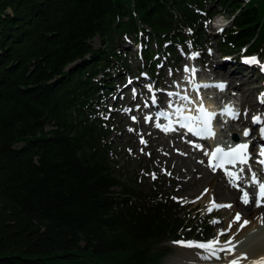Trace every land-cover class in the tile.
Returning a JSON list of instances; mask_svg holds the SVG:
<instances>
[{
    "label": "trees",
    "instance_id": "trees-1",
    "mask_svg": "<svg viewBox=\"0 0 264 264\" xmlns=\"http://www.w3.org/2000/svg\"><path fill=\"white\" fill-rule=\"evenodd\" d=\"M221 10L217 51L264 58V0H0V264H160L167 242L209 239L208 217L118 170L100 109L131 67L116 40L154 74L158 53H205Z\"/></svg>",
    "mask_w": 264,
    "mask_h": 264
},
{
    "label": "rangeland",
    "instance_id": "rangeland-1",
    "mask_svg": "<svg viewBox=\"0 0 264 264\" xmlns=\"http://www.w3.org/2000/svg\"><path fill=\"white\" fill-rule=\"evenodd\" d=\"M231 18L230 13L221 10L216 13L211 20L206 22L205 29L207 35L203 40L202 47V51H205V53H197L191 48L190 44L186 46L187 50L178 46L177 52L173 55L166 53L163 56L158 53V59L154 63V74H151L150 69L145 65L143 59L137 56V54L139 55V43H134L132 38L119 39L116 40L115 43V47L121 49L120 51L123 53V57L127 59L131 67L130 71H111L112 75H115L113 77L114 84L110 93L103 98L101 97L102 107L100 111L112 122V125H110L112 129L109 140L113 147V158L119 162L117 166L118 170L123 172L127 177L136 176V180L145 187L152 183L161 185L165 189V192L171 193L175 200L180 201L181 204L184 205L185 211L188 213L189 217L195 218L199 216L201 219L208 217L209 224L213 227L212 234L206 241H199L197 237L192 236L190 240L186 241L167 242L171 250L169 255L166 256L160 264H189V262H192L188 256L199 255L204 250L198 247H185L182 246V244L191 242L193 245H196L213 241L217 233L226 225V218H233L232 213L234 210L225 207L213 208L212 211H209L208 209L211 207L212 202L218 205H230L232 200H229L228 197L223 195L218 185H212L214 189L211 190L206 197L199 199L201 193H205L207 189L206 183H203L204 176L198 178L199 176L197 174L187 170L185 162H182L180 159H174V161L172 157L169 158L167 155L168 152L170 153V150H167L168 152L163 150L162 154H160L157 151V146L154 145V149L157 151V154H154L151 145L145 146L149 141L140 133V125L156 131L157 133H159V131L149 122L151 109H145L143 102L149 105L150 101L146 98L160 100L164 94L161 88L169 89L170 87L172 88L178 85V88L174 91H182L184 88L191 90L190 86L193 88V85L196 83L201 84V82L206 81L216 82L218 79L225 84L227 80H230L228 78L229 72H233L232 74L235 75V77L232 80V84L235 87L230 89L231 83L227 84V88L232 91V96H223L213 87L202 90L198 89V95H195L193 90H191L190 94L185 95L192 99V101L188 102L189 106H191L198 97L206 99L207 102H212V105L225 102L228 106H231L230 108L239 115L236 119H230L226 124L219 120L215 121L217 127L215 139L220 144L226 143L230 140V134H232L236 136L238 141H242L240 129L244 127L245 123H248L251 118L250 114L252 113L251 115H253V117L257 115L261 117V119L264 117V102H262L264 101V96L261 95L264 94V70H262L261 67L264 66V58L261 59V64H252L253 66L249 67V65L237 61L236 55H221L217 51L215 40L220 38L221 29L231 25ZM184 31L186 33V29ZM91 43L96 48L104 44L99 37H94ZM149 46L153 50L156 49V45L153 42H151ZM252 57H254V55ZM220 60L224 61L226 64L224 69L216 67V63ZM212 68H214L215 71H213ZM138 79H140V82L137 81ZM130 81L132 82L131 85H129ZM181 91L179 92L181 93ZM221 95L223 96V100ZM164 107L165 106L161 105L160 109ZM133 117H135V119H133ZM227 117L228 115L225 114V118ZM240 119L246 122L240 126L238 130L231 129L230 124L233 123L238 126L236 122ZM156 132V139H159L157 136L168 137L167 140L170 142L168 146H171L173 142L171 141V137L173 136L170 137L168 133L156 135ZM177 133L172 135H179L187 144L188 148L180 150L179 153L181 155H176L175 157L178 156L182 159H190L195 164L202 167L206 172L209 171L210 167L209 169L206 167L204 158L208 152L209 146L212 144V139L198 141L187 136H182L179 132ZM144 134L146 135V133ZM141 140L145 141V143H141ZM197 145L199 147H197ZM194 149H197L200 154L193 153V151H196ZM251 149H254L253 153H255L253 144L249 152ZM254 158L257 157L255 156ZM254 158L249 162L248 166L233 169L241 179L240 182L236 183L238 185L236 188H240L241 190L240 196L235 197L233 200L241 201L243 192L249 194L248 188L251 189L252 193H256L258 184L252 183L253 173L256 174L258 183H264V170L259 171L255 169L256 167L259 169V165ZM189 169L192 170L193 167L190 166ZM225 178L230 181L229 176H225ZM255 198H257V194H255ZM260 203L264 204V199H261ZM263 232L264 220L259 223L258 229L250 233L251 236L240 238L237 243L241 247L245 244L250 245L259 240L258 234Z\"/></svg>",
    "mask_w": 264,
    "mask_h": 264
},
{
    "label": "bare ground",
    "instance_id": "bare-ground-1",
    "mask_svg": "<svg viewBox=\"0 0 264 264\" xmlns=\"http://www.w3.org/2000/svg\"><path fill=\"white\" fill-rule=\"evenodd\" d=\"M216 67H219L220 69H224L226 67V64L224 63V61L220 60L216 63ZM212 70L215 71L214 68H212ZM232 73L233 72H229L228 78L230 80L229 81L227 80L225 82V84L222 83V81L221 82L218 81L215 84H214V82L210 83V84L205 83V82H201V84L199 86V90H202L205 87V85H208L209 88L213 87L215 90L217 89L219 91V93H221L223 96H225V95H228V97L232 96V91L230 89L235 87L232 84L233 83L232 80L235 77V75H233ZM206 74H207V72H206ZM137 81L140 82V79H138ZM230 83H231L230 89H228L227 84H230ZM131 84H132V82L130 81L129 85H131ZM217 84H224L225 85L224 89L220 90L217 87L215 88L213 86V85H217ZM171 86H173V85H171ZM191 87L192 86H190V89L194 91L195 90L194 85H193V88H191ZM174 88H178V85H176L175 87H172V88L170 87L169 89H174ZM161 90L164 91V88H161ZM191 90H187L184 88L182 91L181 90H179V91H181L182 94H190ZM222 95H221V98L223 100ZM166 97L167 96L164 93L162 98H160V100H155V99H150V100H152L157 105V109H160L161 105L162 106L166 105L163 102L166 99ZM221 98H219V99H221ZM178 99H179V101L174 100L173 102L168 104V105L171 104L173 106H176L178 103L180 104V105H177L176 109L174 110V112H173L174 116L172 118L174 120H180L181 118H186V117H196V114H195L196 112L194 110L188 108V107H192L194 105L196 106V101H194V103H192V105L189 106L188 102L185 101L184 99H182V97L180 95H179ZM131 100H133V99H131ZM211 103L208 102L209 106H212L213 108H215V106H213ZM143 105L145 107L146 103H144ZM148 107L151 110L154 109L151 106V102H149ZM169 108H171V107L169 106ZM214 111H216V110H214ZM216 112H218V110ZM161 114H162V116L166 115V113L163 111H161ZM251 114H250V116H253ZM245 122L243 119H240L238 122H236V124H238V126H236L235 124L232 123V124H230V128L233 130L234 129L238 130L239 127L242 126ZM224 124H226V123H224ZM224 124H223V126H224ZM246 127H248V128L250 127V129L252 131L257 130L259 127L264 128V117H263V119H260V122L258 125H253V123L249 120L248 125L243 127L240 130V133ZM154 128L156 130H158L159 133H157L156 131H153L151 129L142 127L140 125V130H141L140 133L149 141V143H146L145 146L151 145V148L154 150V154H157V151H158V153L162 154L163 150H165L166 152H168L167 150H170V153L168 152V155H167L169 158L172 157L173 160L174 159L175 160L180 159L182 162H185L187 170H190L191 173L197 174L199 176L198 178H202L204 176L203 183H206V187H207L208 192L205 191V193H201V195L199 196V199L206 197L208 195V193L214 189L213 186L218 185V186H220L221 192L223 193V195L228 197L229 200H232V202L230 203V205H232V207H230L229 209L234 210L232 213L233 218H231V219H229L228 217L226 218V225L223 226V229L217 233L215 239L213 240V241L218 242L214 245L215 254H213V252H211V251L203 249L204 251L202 253H200L199 255L188 256V258L192 261V262H189V264H230V262L233 259H237L238 264H253V261H257V260H260L261 258H264V232L259 233L258 234L259 240H257L254 243H251L250 245L245 244V245H243V247H241L237 243V241L240 238L251 236L250 233H253L254 230L258 229L259 223L264 220V204L260 203V206H257L256 198H255L256 193H252L251 189L248 188V191H249V203L248 204H244L238 200H233L235 197L240 196L239 195L241 192L240 188L233 187L232 184L230 183V181H228L225 178V176H223L221 173H219L215 169L210 168V170L206 172L202 167L195 164L192 160L182 159V158L178 157L179 155H181L179 153L180 150H184V149L188 148L187 144L179 137V135L176 136V135L168 134L170 137L173 136V137H171L172 138L171 141H173V142H172L171 146H168L170 144L169 140H167L168 137L165 138V136H157L159 139H156L155 138V132H156V135L157 134L163 135L164 133L162 132V130H160L156 127H154ZM144 133H146V135ZM215 142L216 141L213 140L212 144H214ZM154 145L157 146V148H158L157 151L154 149ZM194 150H196V151H193V153L200 154L197 149H194ZM253 150L254 149H251L252 152H253ZM176 155H178V156L175 157ZM256 163H257V161H256ZM205 164H206V161H205ZM175 165H173V166H175ZM179 165H181V164H179ZM258 165H259L258 166L259 169H257V167H256L255 168L256 170H259V171L264 170V167H262L260 163H258ZM190 166L193 167L192 170L189 169ZM206 167H208V169H209V166L207 164H206ZM234 173H237V172H234ZM240 181H241V179L238 182H240ZM237 214H239L241 217V219L239 221L235 220V217L237 216ZM243 221H248V223L246 225H243V227H241V225L243 224ZM225 234H226V236H225ZM223 235L225 238L223 237ZM229 241H231V243H228Z\"/></svg>",
    "mask_w": 264,
    "mask_h": 264
},
{
    "label": "snow or ice",
    "instance_id": "snow-or-ice-1",
    "mask_svg": "<svg viewBox=\"0 0 264 264\" xmlns=\"http://www.w3.org/2000/svg\"><path fill=\"white\" fill-rule=\"evenodd\" d=\"M243 62L249 65L258 63L255 57L247 58ZM261 67H262V70H264V66H261ZM213 86L219 88L220 90H223L225 87L224 84H218V85H213ZM205 87H208V85H205ZM261 95L264 96V94H261ZM183 99L187 100V97H183ZM199 112L201 113L200 116L184 118V119H187L189 123L182 124L181 126L187 127L189 132H191L193 135H196L198 137L214 136V133L210 126V122L215 114L208 113L202 106L199 109ZM224 114L229 115L232 119H236L239 115L237 112L233 111L230 107H227V106L224 109ZM133 119H135V117H133ZM260 119L261 117H254L253 123H258ZM193 121H199V125H194L192 123ZM261 133L262 135H264V128L261 129ZM249 134H250L249 130L245 129L244 131L245 137H247ZM141 143H145V141L141 140ZM197 147L199 146L197 145ZM248 149H249V145L246 143H236L234 146H229L227 150L221 147H217L212 152L211 157L208 161V165L210 168L215 169V168H223L225 165H235L236 163L247 164L249 160ZM260 156L264 157V147H262L261 149ZM259 163L262 165V167H264V159L260 160ZM226 175L229 176L230 183L232 184V186L238 187L235 181L238 180L239 177L235 173H232V172H226ZM252 183L258 184V193H257L256 203H257V206H260L261 199H264V183H258V178L255 173L252 174ZM205 191H207V189ZM241 202L244 204L249 203V194L247 192L242 193ZM225 207L230 208L232 207V205H218V204H215V202H212L211 207L208 210L212 211L213 208H225ZM240 219H241L240 215L237 214V216L235 217V220L239 221ZM247 223L248 221H243V224L241 225V227H243V225H246ZM176 243H182V242H176ZM216 243L218 242L210 241L206 244L202 243V244L193 245L191 242H188L186 244H182V246L198 247L201 249L211 251L213 252V254H215L214 245ZM228 243H231V241H229ZM230 264H238V260L233 259L230 262ZM253 264H264V258H261L260 260H257V261H253Z\"/></svg>",
    "mask_w": 264,
    "mask_h": 264
}]
</instances>
